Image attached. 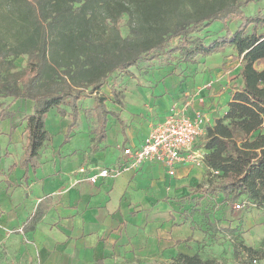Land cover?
<instances>
[{
  "label": "trees",
  "instance_id": "16d2710c",
  "mask_svg": "<svg viewBox=\"0 0 264 264\" xmlns=\"http://www.w3.org/2000/svg\"><path fill=\"white\" fill-rule=\"evenodd\" d=\"M253 0H0V98L34 101V112L25 117L26 143L20 166H40V150L51 140L46 115L56 108L70 115L65 142L78 124L80 100L93 98L98 125L93 131L105 137L110 109L103 92L115 72L139 62L177 58L195 63L233 49L240 62L226 113L208 123L202 147L203 161L212 179L194 191L222 193L229 203L248 201L264 208V12L248 16L244 8ZM127 16V33L122 23ZM241 19L235 30L206 41L197 35L213 22ZM177 44L173 45V39ZM26 56L18 69L16 60ZM113 101L123 105L124 88L109 86ZM0 120L11 112L0 102ZM218 171V173H215ZM26 178V177H25ZM46 197L25 224L34 228L48 209ZM257 261L259 249L237 245L234 254ZM264 257V255L262 256ZM199 253H179L170 264H217Z\"/></svg>",
  "mask_w": 264,
  "mask_h": 264
},
{
  "label": "crops",
  "instance_id": "0c3cea01",
  "mask_svg": "<svg viewBox=\"0 0 264 264\" xmlns=\"http://www.w3.org/2000/svg\"><path fill=\"white\" fill-rule=\"evenodd\" d=\"M153 76L145 74L135 88L125 86L123 105L114 101L113 107L108 105L119 118L108 116L103 139L93 131L98 125L93 98L88 106L80 104L78 124L67 142L72 118L58 117V132L50 131L51 140L40 150L35 170L19 164L25 151V117L34 112L35 103L0 98L11 112L0 120V251H7L13 264H170L181 252L218 258L230 251L231 235L225 227H238L228 221L227 200L221 192L210 196L194 191L200 183H195L198 168L193 162L177 164L174 175L158 162L125 167L122 149L141 146L173 105L193 112L191 98L184 103L180 97L188 87L180 75L165 74L156 82ZM194 91L201 93L198 88ZM219 91L205 98L209 123L222 116L219 100L231 89ZM194 105L201 106L197 101ZM198 151L194 150L204 158ZM82 166L88 167L86 173L79 171ZM99 167L123 169L93 183L88 177ZM204 167L208 168L205 163ZM203 196L222 202L220 210L205 220L186 212L192 199ZM46 197L50 198L46 213L34 228L25 230Z\"/></svg>",
  "mask_w": 264,
  "mask_h": 264
},
{
  "label": "rangeland",
  "instance_id": "374dc122",
  "mask_svg": "<svg viewBox=\"0 0 264 264\" xmlns=\"http://www.w3.org/2000/svg\"><path fill=\"white\" fill-rule=\"evenodd\" d=\"M244 11L248 16L254 15L258 12H264V0H253L244 8ZM126 21L127 16H124L122 23V29L124 33H127ZM241 22V19L230 21L227 24H225L223 21H215L206 30H203L197 35L203 37L206 39V41H209L219 36L225 35L229 29L235 30L239 24H241ZM172 44H177L176 38L173 39ZM233 52V49L228 47L224 52L215 53L205 57L199 56L195 63H184L180 61L179 58H177L171 64H168L164 58L141 61L137 66H133L127 71L115 72L108 79L107 85L104 86L102 91L105 92L109 97L107 104L110 107H113V95L111 94L109 88V86L113 83L119 89H123L125 86L128 87L130 85L135 88L146 79L145 74L147 75L151 73V75H154L153 79L155 82L159 79V76H164L165 74H178L182 78L183 85L185 87L188 86L185 92L182 93L183 95L180 93V97L184 98V101H182L186 103L190 97L192 111L194 112L200 110L205 112L203 107L205 108L207 106V99H205L206 97L210 96L212 93L218 92L219 94L221 87L223 90H229L233 88L234 83L241 84V78L234 77V75L240 70V66L239 61L232 60ZM26 61V56L18 58L16 60L18 69L24 68ZM197 88L201 90V93L196 94L194 90ZM195 95H197V97ZM230 97L231 92L228 94L225 93L222 97V100H219L220 108L224 106V109H220V112L222 113L221 115L226 113ZM181 98L179 100H181ZM195 101L199 102L201 106L199 105L196 107L194 105ZM91 102L92 98H83L81 99L80 104L81 106H88ZM128 102L130 104L131 101L128 99ZM58 117H61V115L58 113L56 108H52L47 113L46 128L49 130V132L53 131L57 134L58 130L56 128H58ZM82 138H84L85 143V137L82 136ZM202 140L203 136L200 138L199 142L193 146V150L198 149L199 154H205L206 152V150L202 147ZM203 162V158L201 162H193L198 168V182L195 183L208 185L212 179V175H210L209 169L204 167ZM209 195L212 196V193ZM185 198H183L184 202L186 201ZM202 198L205 199L204 202L200 201ZM192 202L193 204L191 205L187 204L186 212L192 214L198 213L201 215L203 220L209 219L210 214H213L214 212L217 213L220 210L222 203L215 196L210 198L207 196L195 197L192 199ZM224 203L226 204L228 210V221H235V225L238 228H231V226L225 227V230H227L231 235V244L229 246L230 251H225V253L218 258L212 256L210 258H216L218 261L217 264H264V257H262L264 255V208L261 206L247 204L246 207L238 210L234 208V203H229L228 201H224ZM198 206H201V208H197ZM234 231H237V233L235 234ZM237 245H247L255 249H259L262 251V253L256 255L255 257H257L258 260L254 261L253 257L250 258L251 256H247V252L244 251L243 247L241 246V255L244 258L238 259V257L235 256L234 251L232 254L230 253L231 250H233V247L235 248ZM0 264H13L7 251H0Z\"/></svg>",
  "mask_w": 264,
  "mask_h": 264
},
{
  "label": "built area",
  "instance_id": "2783aa9c",
  "mask_svg": "<svg viewBox=\"0 0 264 264\" xmlns=\"http://www.w3.org/2000/svg\"><path fill=\"white\" fill-rule=\"evenodd\" d=\"M209 123L206 112L194 111L188 113V109L174 106L166 119L153 126L151 132L139 147H124L122 153L126 158V166H139L145 162H158L168 168V172L174 175L176 165L181 162H201L193 150L198 138L205 134ZM122 167H99L88 179L95 183L99 177H112L118 175ZM80 172L86 173L88 167L82 166ZM215 173H218L216 171ZM251 204L249 201L234 203V208L240 210Z\"/></svg>",
  "mask_w": 264,
  "mask_h": 264
}]
</instances>
